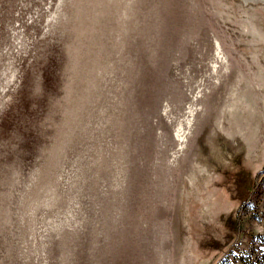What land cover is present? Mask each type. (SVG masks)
<instances>
[{"label": "rangeland", "instance_id": "obj_1", "mask_svg": "<svg viewBox=\"0 0 264 264\" xmlns=\"http://www.w3.org/2000/svg\"><path fill=\"white\" fill-rule=\"evenodd\" d=\"M263 101L264 0H0V264H264Z\"/></svg>", "mask_w": 264, "mask_h": 264}, {"label": "crops", "instance_id": "obj_2", "mask_svg": "<svg viewBox=\"0 0 264 264\" xmlns=\"http://www.w3.org/2000/svg\"><path fill=\"white\" fill-rule=\"evenodd\" d=\"M263 105H264V101H263ZM240 129V128H239ZM242 131H243V128L241 129ZM246 137L248 136L247 134L245 135ZM244 136V137H245ZM248 140H249V143L247 144V149H248V151H253L255 148H254V146L256 145V138H253L252 140L250 139V135H249V137L247 138ZM217 149V151H218V148H216ZM216 149H214V150H216ZM223 151V150H222ZM222 151H220V153L222 152Z\"/></svg>", "mask_w": 264, "mask_h": 264}, {"label": "bare ground", "instance_id": "obj_3", "mask_svg": "<svg viewBox=\"0 0 264 264\" xmlns=\"http://www.w3.org/2000/svg\"><path fill=\"white\" fill-rule=\"evenodd\" d=\"M178 136H179V137H183V136H181L179 133H178Z\"/></svg>", "mask_w": 264, "mask_h": 264}]
</instances>
